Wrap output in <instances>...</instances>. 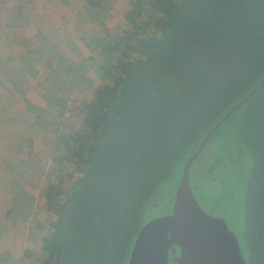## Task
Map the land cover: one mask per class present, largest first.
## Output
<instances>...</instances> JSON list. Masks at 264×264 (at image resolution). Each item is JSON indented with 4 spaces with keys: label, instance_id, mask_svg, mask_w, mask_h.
Returning <instances> with one entry per match:
<instances>
[{
    "label": "trees",
    "instance_id": "obj_1",
    "mask_svg": "<svg viewBox=\"0 0 264 264\" xmlns=\"http://www.w3.org/2000/svg\"><path fill=\"white\" fill-rule=\"evenodd\" d=\"M168 1L137 0L130 28L98 38L102 83L66 123L67 170L39 198L52 218L35 226L38 264H129L142 227L173 210L175 171L218 123L201 152L210 145L209 173L190 185L245 264H264V0L171 1L158 21Z\"/></svg>",
    "mask_w": 264,
    "mask_h": 264
},
{
    "label": "rangeland",
    "instance_id": "obj_2",
    "mask_svg": "<svg viewBox=\"0 0 264 264\" xmlns=\"http://www.w3.org/2000/svg\"><path fill=\"white\" fill-rule=\"evenodd\" d=\"M171 1L177 0L165 2L161 10L154 13V18L162 21L159 14ZM32 2L30 5L21 0H12L10 4L13 5L7 9V23L4 25V33L0 35V92L7 91L2 81L10 80L20 96H26L27 101L33 102V110L20 103L16 108L18 114L10 118V121H4L6 126L0 128L10 132L18 128L22 135L19 138L26 143V151L20 153L21 150L18 156L27 155L26 160H30L31 165L35 163L25 170L19 169L10 178L12 181L4 184L6 190H15L12 194L9 191L4 193V212L9 207L11 210V214L4 213V218L12 217L17 224L25 223L29 229H36L38 222L42 223L43 228L48 227L47 221L52 218L39 209V198L49 183L61 179L59 171L66 168L64 158L67 153L59 138L66 130V123L75 122L72 115L80 112L81 105L89 100L91 92L102 83L96 66L105 54L100 52L98 38L106 33L115 37L122 30L130 28L132 25L126 13L137 0ZM19 3L23 4L20 9ZM152 12H145L138 18L141 28L150 26L154 19L151 17ZM28 82L31 83L30 87H27ZM33 94L36 102L29 99ZM4 105L7 108L11 106L10 103ZM22 111H28L29 114ZM19 115L25 118L20 119ZM10 122L15 126H11ZM1 143L7 145L8 142L2 140ZM210 148L209 145L191 166L190 182L195 188L201 185V180L204 181L209 173L213 160L212 155L208 156ZM181 178V168L178 167L171 183L175 184V192ZM169 199L174 206L175 193H171ZM198 201L207 213L218 220L217 210L208 200ZM30 236L32 244L29 243L28 247L38 256L37 233L30 231ZM29 261L30 264H37L34 259Z\"/></svg>",
    "mask_w": 264,
    "mask_h": 264
},
{
    "label": "water",
    "instance_id": "obj_3",
    "mask_svg": "<svg viewBox=\"0 0 264 264\" xmlns=\"http://www.w3.org/2000/svg\"><path fill=\"white\" fill-rule=\"evenodd\" d=\"M218 125L186 160L172 212L153 218L140 230L129 264H170L169 251L177 248L175 264H245L232 233L203 211L190 185V168Z\"/></svg>",
    "mask_w": 264,
    "mask_h": 264
},
{
    "label": "crops",
    "instance_id": "obj_4",
    "mask_svg": "<svg viewBox=\"0 0 264 264\" xmlns=\"http://www.w3.org/2000/svg\"><path fill=\"white\" fill-rule=\"evenodd\" d=\"M21 1L24 3H29L30 5L33 4V0ZM10 2H12V0H0V35L4 33V25L7 23V9L13 5L10 4ZM18 5L19 9L20 7H23L22 3H19ZM100 52H102L101 47ZM96 67L98 70V66ZM4 84L6 86L7 91L0 92V126H6L4 121H10V118H13L18 114L16 108H18L20 103L24 105L26 104L25 107L31 110H33L34 106L32 104L33 102L27 101L28 98L26 96H20V92L14 90V84L10 80L7 79L2 81V86H4ZM30 85L31 83L28 82L27 87H30ZM8 93H10L11 96H6V94ZM14 94L17 96H13ZM34 95L35 94H33V97L30 96L31 98L29 99L36 102ZM4 103H10L11 106L7 108ZM22 113L27 115L29 114L28 111H22ZM20 116L21 115L18 116L20 119L25 118ZM30 118H32V114L30 115ZM10 125L15 126V124L12 122H10ZM0 130V264H30L29 260L33 259L36 260L38 264V260L36 258L37 255H34L32 259H28L25 253V250L29 248V243L32 244L30 231L36 232L37 229H29V227L25 225V223L17 224L15 221L12 220V217L8 218V216H6V218H4V213L8 211V209H6V211L4 212V193H6V191H9L12 194V191H15L13 188H9V190H6V186L4 184L12 181L10 178L16 175L19 169L25 170L28 166L31 167L35 165V163L31 165L30 160H26V158H28L26 157L27 155L21 156L20 154L18 156V153L21 150L22 151L20 153L26 151V147L24 146L26 143L21 139L22 135L18 128H13V131H11L13 132L12 137L10 136L11 132L8 129L4 128L3 131L0 128ZM19 136L21 137L19 138ZM2 140L4 141V143L7 141V145H3L1 143ZM5 156H7V158H4ZM33 241L35 242V240ZM36 243H38L37 240Z\"/></svg>",
    "mask_w": 264,
    "mask_h": 264
},
{
    "label": "flooded vegetation",
    "instance_id": "obj_5",
    "mask_svg": "<svg viewBox=\"0 0 264 264\" xmlns=\"http://www.w3.org/2000/svg\"><path fill=\"white\" fill-rule=\"evenodd\" d=\"M180 255V249L177 248L175 252H172L171 250L169 251V263L170 264H175L177 262V258Z\"/></svg>",
    "mask_w": 264,
    "mask_h": 264
}]
</instances>
